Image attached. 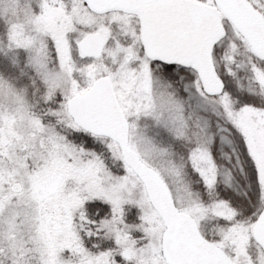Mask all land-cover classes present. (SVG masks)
Segmentation results:
<instances>
[{"label": "snow or ice", "instance_id": "snow-or-ice-1", "mask_svg": "<svg viewBox=\"0 0 264 264\" xmlns=\"http://www.w3.org/2000/svg\"><path fill=\"white\" fill-rule=\"evenodd\" d=\"M0 264H264V0H0Z\"/></svg>", "mask_w": 264, "mask_h": 264}]
</instances>
